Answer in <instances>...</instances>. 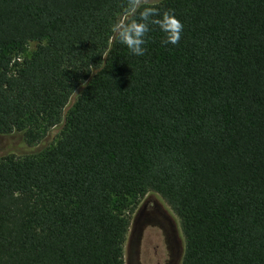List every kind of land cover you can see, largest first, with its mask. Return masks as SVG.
<instances>
[{"label": "trees", "instance_id": "1", "mask_svg": "<svg viewBox=\"0 0 264 264\" xmlns=\"http://www.w3.org/2000/svg\"><path fill=\"white\" fill-rule=\"evenodd\" d=\"M147 7L181 40L153 26L134 56L115 29ZM58 125L0 157V264H125L147 192L179 217L181 264H264V0H0V134Z\"/></svg>", "mask_w": 264, "mask_h": 264}, {"label": "rangeland", "instance_id": "2", "mask_svg": "<svg viewBox=\"0 0 264 264\" xmlns=\"http://www.w3.org/2000/svg\"><path fill=\"white\" fill-rule=\"evenodd\" d=\"M159 0H136V4L154 3ZM36 43L28 45L26 56L35 48ZM74 100L70 101V103ZM70 108V104L66 108ZM61 125L43 131L40 140L28 145L20 132L0 134V157L6 154H41L51 148L60 137ZM128 209L125 214L129 225L124 239V262L133 263L135 256L146 250L152 252L158 245L173 252L176 264H181L185 239L179 217L165 200L155 192H147L142 196L127 198ZM141 257V256H140Z\"/></svg>", "mask_w": 264, "mask_h": 264}, {"label": "clouds", "instance_id": "3", "mask_svg": "<svg viewBox=\"0 0 264 264\" xmlns=\"http://www.w3.org/2000/svg\"><path fill=\"white\" fill-rule=\"evenodd\" d=\"M139 7V3L136 4ZM153 26L164 33V43L176 45L181 40L183 24L171 10L160 13L152 7L144 8L138 18L115 29V39L124 45L134 56H143L146 52L147 37Z\"/></svg>", "mask_w": 264, "mask_h": 264}, {"label": "flooded vegetation", "instance_id": "4", "mask_svg": "<svg viewBox=\"0 0 264 264\" xmlns=\"http://www.w3.org/2000/svg\"><path fill=\"white\" fill-rule=\"evenodd\" d=\"M140 256L136 255L133 263L129 261L128 264H176L173 252L168 250L167 253L165 247L161 249L158 245L153 247L152 252L146 250Z\"/></svg>", "mask_w": 264, "mask_h": 264}]
</instances>
